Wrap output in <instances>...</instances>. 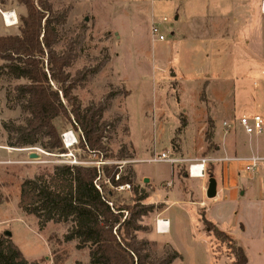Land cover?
<instances>
[{
	"label": "rangeland",
	"instance_id": "rangeland-1",
	"mask_svg": "<svg viewBox=\"0 0 264 264\" xmlns=\"http://www.w3.org/2000/svg\"><path fill=\"white\" fill-rule=\"evenodd\" d=\"M263 2L52 0L54 12H68L55 47L58 52L68 44L74 47L76 57L66 71L74 76L100 65L72 93L82 107L110 96L103 118L115 126L105 139V159L85 156L77 141L64 154L46 152L39 145L10 146L4 123H25L12 97L15 86L26 80L6 75L0 60V234L9 232L7 236L28 264H88V248L79 249L77 241L64 240L69 224L40 226L35 216L18 206L25 179L74 160L116 164L118 175L132 170L138 194L148 195L142 203L159 206L141 218L146 230L138 231L137 237L149 240L157 254L165 245L175 249L180 257L172 264H230L233 260L230 242L208 234L202 215L244 249L246 264H264V160L250 172L240 162L221 160L264 157V125L261 133L249 135L238 124L243 114L264 118ZM11 9L18 23L5 27L0 15V35L19 33L24 5L0 0V10ZM159 16L173 20L165 24L162 41L150 31L152 20ZM191 35L195 40L189 39ZM181 119L185 125L181 126ZM223 122L229 124L228 130ZM57 125L61 136L71 131L77 140L78 131L70 124L60 120ZM206 134L211 136L207 139ZM168 151L181 161H147ZM202 159L211 160L204 164V178H187L190 165L202 164ZM233 162V171L239 175L224 186L223 170ZM210 175L217 181V194L211 199L201 186ZM134 200L132 187L117 190L114 196L121 204L132 205ZM162 218L169 219L167 231L156 234L155 223Z\"/></svg>",
	"mask_w": 264,
	"mask_h": 264
},
{
	"label": "trees",
	"instance_id": "trees-1",
	"mask_svg": "<svg viewBox=\"0 0 264 264\" xmlns=\"http://www.w3.org/2000/svg\"><path fill=\"white\" fill-rule=\"evenodd\" d=\"M17 1L26 11L20 17L19 33L0 35V60L4 61L6 75L26 80L15 86L12 97L25 116V123H4L10 146L39 145L46 152L67 153L57 125V121L63 120L78 131L76 145L85 156L108 158L105 139L115 123L105 120L103 114L109 107L110 96L82 107L72 93L76 84L91 77L100 65L70 76L66 69L76 57L73 45L68 44L62 52L55 49L67 10L54 12L52 0ZM180 122L185 125L184 119ZM206 135L207 139L211 136ZM118 173L116 164H57L51 172L43 171L21 183L18 206L35 216L40 226L49 222L69 224L64 240L77 241L79 249L88 248V264H172L180 257L175 249L165 245L157 254L149 240L137 237L138 231L146 230L141 218L159 206L142 203L148 195L138 194L132 170ZM126 183L135 193L132 205L114 201L117 187ZM201 217L208 234L230 242V264H246L244 249L233 244V238L204 215ZM0 264H28L6 233L0 234Z\"/></svg>",
	"mask_w": 264,
	"mask_h": 264
},
{
	"label": "built area",
	"instance_id": "built-area-1",
	"mask_svg": "<svg viewBox=\"0 0 264 264\" xmlns=\"http://www.w3.org/2000/svg\"><path fill=\"white\" fill-rule=\"evenodd\" d=\"M262 10L264 11V2H263ZM0 15H1L2 23L5 27H11V26L17 25L18 18H17V14L15 10H12V9L6 10V11L0 10ZM8 19H11V21H8ZM169 21H173V20H169L167 16H159V17H156L154 20H152L151 25H150V31L154 39H157L160 41L165 39V33L163 30H164L165 24H167ZM238 124L240 125V127L243 129V131L246 134H249V135L259 134L263 131L264 118L260 114H257V113L253 114L252 116L243 114L240 116L238 120ZM222 125L224 129L226 130H228V128L230 127L229 124H227V122H223ZM69 135H70L69 141H67L66 139H68L67 136ZM61 139H62V142L65 148H68L74 142L77 141L71 131L64 132L61 136ZM169 153H170L169 151L160 152L158 156H154L153 158L147 161H150V162L164 161V162H169V163H178L181 161V159L177 157L175 158L170 157ZM221 160L240 162L243 164L244 171L250 172L254 170V168H256L258 164H260L261 160H264V157L254 154V155H250L246 157H226ZM206 161H211V160L202 159V164L200 163L202 165V170H200L197 174H195V177L204 176V172H205L204 164ZM77 163H82V162H77L76 160H74V161H71L69 164H77ZM191 168H192V165H190L189 167V176H193L191 172ZM116 178H118V175L116 176ZM130 187H131L130 184L126 183V184L119 185L117 187V190L130 189Z\"/></svg>",
	"mask_w": 264,
	"mask_h": 264
},
{
	"label": "crops",
	"instance_id": "crops-1",
	"mask_svg": "<svg viewBox=\"0 0 264 264\" xmlns=\"http://www.w3.org/2000/svg\"><path fill=\"white\" fill-rule=\"evenodd\" d=\"M4 35V34H3ZM194 35H191L190 37H189V39L192 41V40H195V37H193ZM179 159H180V157H179ZM188 159H194V157H190V158H188ZM233 168H234V162L233 163H231L227 168H224V170H223V173H222V180H223V182H222V184H224V186H227L228 185V183L230 182V180L232 181V182H234L235 180H236V178L238 177V175L239 174H236L234 171H233ZM138 176V175H137ZM142 178L144 179L145 178V176H142ZM187 178H204V176L203 177H194V176H188ZM149 180V179H148ZM216 180V179H215ZM150 181H151V179H150ZM203 185H201L202 186V189L204 190V192L206 193V188H207V184H205V180L203 179ZM216 183H217V181H216ZM185 187V186H184ZM184 187H183V191L184 192H186L185 191V189H184ZM216 188H217V185H216ZM189 191L190 192H192L190 189H189ZM216 194H217V190H216ZM185 195H187V194H185ZM162 215V214H161ZM163 219V218H162ZM165 220H167V222L169 223V219L168 218H164ZM156 224V223H155ZM168 228V227H167ZM167 228H166V231H167ZM154 230L155 231H153V232H155L156 234H162V233H164V232H159L158 231V229L156 230V225L154 226Z\"/></svg>",
	"mask_w": 264,
	"mask_h": 264
},
{
	"label": "bare ground",
	"instance_id": "bare-ground-1",
	"mask_svg": "<svg viewBox=\"0 0 264 264\" xmlns=\"http://www.w3.org/2000/svg\"><path fill=\"white\" fill-rule=\"evenodd\" d=\"M70 135L67 136V138H68V139H66L67 141H69ZM200 170H202V165L201 164H192L191 172H192L194 177H195V174H197ZM167 227H168L167 220L157 219L156 230L158 229V231L161 232V233L162 232H166V228Z\"/></svg>",
	"mask_w": 264,
	"mask_h": 264
},
{
	"label": "water",
	"instance_id": "water-1",
	"mask_svg": "<svg viewBox=\"0 0 264 264\" xmlns=\"http://www.w3.org/2000/svg\"><path fill=\"white\" fill-rule=\"evenodd\" d=\"M144 182H148V178H144ZM216 180L215 178L210 175L207 182L206 188V197L207 198H214L216 196ZM6 235H9V232H6Z\"/></svg>",
	"mask_w": 264,
	"mask_h": 264
}]
</instances>
